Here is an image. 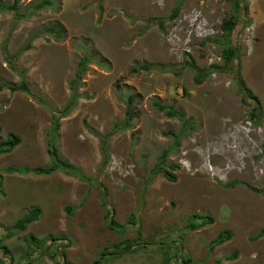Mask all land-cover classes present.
<instances>
[{"label":"rangeland","instance_id":"1","mask_svg":"<svg viewBox=\"0 0 264 264\" xmlns=\"http://www.w3.org/2000/svg\"><path fill=\"white\" fill-rule=\"evenodd\" d=\"M42 1L20 0V12H29L22 19L0 11V83L25 81L32 91L0 92V142L12 133L22 139L0 156V238L9 235L0 253L12 264H163L167 257L166 264H264V237L254 239L264 229V0H52L33 10ZM235 15L232 64L197 84L189 64L224 66L217 40L224 38V19ZM50 27L61 35L46 32ZM85 57L74 85L79 98L61 120L56 145L95 184L65 172L9 173V167L51 165L52 111L72 99ZM239 72L259 106L244 97ZM128 111L130 126L115 132ZM104 137L110 161L103 169ZM233 182L235 188H226ZM104 189L115 220L127 226L123 234L109 228ZM34 207L41 208V219L24 232L12 230ZM67 207L75 208L73 217ZM195 215L212 221L190 230ZM225 231L232 240L212 248ZM30 236L44 242L43 254L25 241ZM125 239L141 246L102 257Z\"/></svg>","mask_w":264,"mask_h":264},{"label":"trees","instance_id":"2","mask_svg":"<svg viewBox=\"0 0 264 264\" xmlns=\"http://www.w3.org/2000/svg\"><path fill=\"white\" fill-rule=\"evenodd\" d=\"M19 1L20 0H13V2L11 4H4L0 1V11L1 12H5V11L13 12V13H15L16 18H19V19L25 18L26 16H28L29 12L28 11H26L25 13L20 12ZM51 5H52V0H43L42 2L33 6V10L39 11V10L44 9L47 6H51ZM236 6L238 7L239 10L241 9V5L238 2L236 4ZM178 10H179V6L176 7L175 12H178ZM245 11L246 12L248 11L247 6H245ZM238 23H239V16H236V15L234 17H231V18H226L223 21L222 29L224 31V38H223V40H217V42L224 47L223 52H222V58L224 59V66L223 67H220L218 65H211L210 67L198 70V69H195L193 62L191 64H189V67L194 69L195 81L197 84L201 85L202 83H204L205 80L207 79V77L210 76V74L213 71H215V70L216 71H225L232 64L234 55L236 53L235 47L232 44L233 43L232 37H233V34H234V32L238 26ZM46 32L51 33V34L56 35V36L61 35V32L59 31V29H57L55 27H50V28L46 29ZM31 48H32V44L29 43L24 48V50H30ZM12 58H13V61L16 60V57H11L10 61H12ZM87 60H88V58L85 57L84 60L81 61L80 65H79V69H78L77 74H76V79L72 82V85H73L72 91L74 94H73V97L70 100V102L63 109L52 111V125H51V128L49 129V131L47 133V136H48L47 152L51 158V165L48 167H37V168L9 167L6 169L9 173H19L22 175L33 174L36 176H50L56 172H65L66 174L77 176L82 182L88 183L90 185L95 184V179L85 175L82 170H80L79 168L73 166L72 164H70L69 162L64 160L61 157L59 149L56 145L57 134L61 128V120L68 117L69 111L75 106L76 101L79 98V95L76 93V89L74 88V85L77 84V82L81 78L82 74L84 73V71L86 69L85 65L87 64ZM142 68L145 70L151 69L150 66H146V65H144ZM135 71L140 72V68L135 69ZM199 71H202V72H199ZM238 79H239V82L241 84V87L247 93L244 97L248 96L249 98L254 100L256 102V104L259 106V104H260L259 98L252 94L251 90L247 87V85L245 84V81L240 76V72L238 73ZM4 90H10L12 92H19L20 91V92L32 94L31 88L29 87V85L27 83H25V81H22V83L20 85L0 83V92H2ZM244 99H245L244 101L246 103H249L246 98H244ZM132 102H133V98H130V102H128V110H129V108H131L130 105L132 104ZM157 106H158L160 111H162V112L166 111L167 115L171 118H178L181 120L184 119L182 114L175 111L172 107L165 106V105H157ZM258 106H255L253 108L252 117H251L252 120L256 119V115L259 112ZM127 114H128L127 120L124 123L117 124L114 128L115 132L118 130H121V129L122 130L127 129L130 126L129 124H130V121L133 118V116L131 114V111H128ZM1 133H2V128L0 127V136H1ZM169 134L172 137H174L175 140L179 139V136L174 134L173 132H170ZM21 142H22V139L20 136L13 134V133L9 134L6 141L0 142V156L5 155V154H10L11 152H13V150L15 148H17L21 144ZM263 147H264V145H263ZM108 150L109 149H108V144H107V138L104 137L101 139V151H102V155H103L101 166L103 169L108 166L109 161H110V154H109ZM167 155H168V153L165 152L163 157H166ZM263 155H264V153H263ZM157 171L158 172L163 171L165 174V177L169 181H176V177L174 175H172L169 172L164 171L161 167H159V169ZM237 184H238V182H233L232 184L226 185V188H235L237 186ZM103 193H104V195L102 198V205L107 210L106 211V220L108 221L109 228L112 230H116L119 233L123 234L127 226L125 224L118 223L115 220L116 213H115V210L113 208H110L107 205V201L105 199V189L103 190ZM66 210L69 213V215H72V217H73V212H74L75 208L74 207H72V208L67 207ZM41 215H42L41 208L34 207L29 212L25 213L21 218H19L16 221V223L14 224V226L11 227V229L12 230H18L19 232L20 231L24 232L27 230L28 225L39 221L41 219ZM193 219L189 223V226L187 227L190 230H197L199 228H202L203 226H206L207 224H209V222L212 221V220H210L209 217L204 218L201 215H195V216H193ZM135 220H136V217L132 216L131 217V223H129V224H134ZM198 220H203V221L198 222ZM262 237H264V229H262L260 231V233L257 234L256 237H254V239L257 240V239H260ZM50 238L52 241H67V238L63 237V236H51ZM232 238H233L232 234L229 231H225V232L221 233L215 240H213L210 243V245L212 248H214L216 246H220L222 244H225L228 241H231ZM25 241L27 243H29V245L32 244L31 249H33V250L43 249V251L41 252L42 254L45 252L44 248H43L44 242L39 241L35 236L27 237L25 239ZM136 244H138V246H141V245H139V243H137L136 241H133L131 239L122 240L120 243L113 246L114 251H110L109 249L104 250L102 252V257L109 256V254H111V253H116V254L123 253ZM26 256L28 259H32V256H33L32 250L27 252ZM110 256H112V255H110ZM236 258H237V255L235 254V255H231V257L229 259L234 260ZM169 260H170V257H167L163 264H166ZM2 262H3L2 258L0 257V264H2ZM95 264H102V263L100 260H98L95 262Z\"/></svg>","mask_w":264,"mask_h":264},{"label":"water","instance_id":"3","mask_svg":"<svg viewBox=\"0 0 264 264\" xmlns=\"http://www.w3.org/2000/svg\"><path fill=\"white\" fill-rule=\"evenodd\" d=\"M0 256L3 258V259H6V260H8V261H10V264H12L11 263V259H10V257L8 256V255H6V254H1L0 253ZM64 258V257H63ZM65 259V258H64Z\"/></svg>","mask_w":264,"mask_h":264},{"label":"flooded vegetation","instance_id":"4","mask_svg":"<svg viewBox=\"0 0 264 264\" xmlns=\"http://www.w3.org/2000/svg\"><path fill=\"white\" fill-rule=\"evenodd\" d=\"M0 193H1V188H0ZM7 236H8V235L1 237V238H0V243H2V242L5 240V238H8ZM10 259H11V258H10ZM11 260H12V259H11Z\"/></svg>","mask_w":264,"mask_h":264},{"label":"clouds","instance_id":"5","mask_svg":"<svg viewBox=\"0 0 264 264\" xmlns=\"http://www.w3.org/2000/svg\"><path fill=\"white\" fill-rule=\"evenodd\" d=\"M7 255V254H6ZM1 257V256H0ZM64 257V256H63ZM2 258V257H1ZM3 259V258H2Z\"/></svg>","mask_w":264,"mask_h":264}]
</instances>
